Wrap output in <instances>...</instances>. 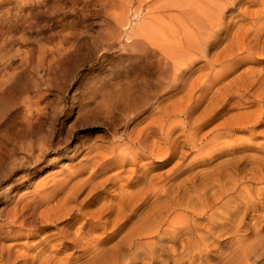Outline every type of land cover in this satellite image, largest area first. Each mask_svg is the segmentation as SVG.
<instances>
[{"label": "bare ground", "instance_id": "1", "mask_svg": "<svg viewBox=\"0 0 264 264\" xmlns=\"http://www.w3.org/2000/svg\"><path fill=\"white\" fill-rule=\"evenodd\" d=\"M17 1L15 11L19 13L30 8L35 0ZM55 1L73 6L77 0ZM4 2L6 0H0V6ZM90 2L100 9L118 10L115 21L119 28L129 24L131 17L138 21L130 32L134 46H138L136 51L140 50L141 56L149 54L154 58L164 90L168 88L175 98L168 99V96L162 102L158 100L154 106L156 113H152L154 115L147 123H139V128L126 134V141H121L123 136H119L118 140L89 146L75 175L68 172L51 179L36 192L16 200L6 222L0 225V264H183L193 261L201 251L219 250L218 244L213 247L214 243L210 246L207 242L220 238L222 230L230 235L238 229L232 221L234 228L231 229L222 215L217 219L222 222L219 220V226L218 222L216 224L215 213L218 214L216 209L221 202H218L216 211L213 206H208L205 186L208 183L221 184L228 176L234 181L239 174L246 172L248 165L253 166L257 180V175L264 171V154L227 152L232 155L227 156L224 164L209 167L208 160L215 159L221 148L213 147L217 144L210 140L212 137L207 140L206 134H201L200 130L221 108L228 106L227 101L233 97L237 102L243 99L242 105L244 96L250 94L245 93L249 88L260 90L254 102L259 115L264 111V68L253 71L247 66L249 69L240 73L238 81L234 79L224 84L221 81L223 70L235 68L254 55H264V0L81 1L82 5L85 4L83 6H89ZM12 21L6 23L14 24L15 19ZM59 40L58 45L54 44L55 50L63 49L66 42V39ZM214 48L219 49L212 50ZM250 91L252 94L255 90ZM107 114L103 113L101 118L108 119ZM109 127L113 129L111 122H108ZM221 130L228 138L234 135L226 124H222L218 133ZM208 146L212 149L209 150ZM205 147L209 150L207 153L203 151ZM192 154L194 159L196 155L201 157L196 161L189 157ZM154 160L158 161L157 165L153 164ZM170 162L171 165L163 170ZM224 184L221 187H227ZM223 190L217 194L212 191L211 201L217 202V196H222ZM192 195L202 205V211L201 205L197 211L196 205L190 203L193 202ZM230 199L234 200L232 196ZM223 200L225 205L229 199L227 202ZM235 202L229 201L234 205ZM248 206H244L247 212ZM204 208L210 209L209 213L206 211L207 217H203ZM235 211L240 213L238 209ZM240 211L236 215H245ZM231 215L226 220L230 221ZM242 224H246L244 219ZM28 231L39 233L30 236L26 235Z\"/></svg>", "mask_w": 264, "mask_h": 264}, {"label": "rangeland", "instance_id": "2", "mask_svg": "<svg viewBox=\"0 0 264 264\" xmlns=\"http://www.w3.org/2000/svg\"><path fill=\"white\" fill-rule=\"evenodd\" d=\"M81 1L77 0L72 6L63 5L62 2L55 0L43 3L35 0L29 5L30 8L26 7L19 13L15 11L17 0H6L0 6V225L6 222L7 216L11 214L9 212H12L19 198L36 192L42 184L51 179L62 177L68 172L74 175L78 173H75V170L80 167L79 162L89 146L108 143L112 139L118 140L119 136L120 138L123 136L121 141H126L124 139L126 134L139 128L142 122L147 123L148 118L156 113L154 106L158 100L162 102L168 96H170L168 99L175 98L174 93L168 88L164 90L162 75L159 76L155 69L154 58L149 54H142V57L140 50L136 51L138 46H134L130 32L138 21L131 17L129 24L119 28L115 21L118 10H109L108 7V10L100 9L92 2L89 6H83L85 4L82 5ZM82 6L86 8L83 9ZM13 19H15L14 24H12ZM9 20L12 23H6ZM61 39L62 41L66 39V45H62L63 49L55 50L54 44L58 45L60 43L58 40ZM217 49L219 48L212 50ZM245 60L240 63L241 65L234 66L235 68L231 67L233 69L223 70L221 74L224 75L221 77L223 84L234 79L238 81L237 77L241 75L240 73L249 68H253V71L264 68V55H254L252 59L249 57ZM247 66L251 67L247 68ZM253 88L245 91L250 94H245L242 105L240 103L243 99L237 102L233 97L232 100L227 101L228 106L221 108L220 112L200 130L201 134H206L207 140L210 137L214 139L217 137L216 142L212 138L210 140L217 144L213 147L221 148L218 150L217 158L208 160V164L211 163L209 167L225 163V160L232 154H237V151H244L247 155L264 154V111L260 115L256 112L258 106L254 101L260 90L256 91L257 88ZM250 89L255 90L253 93L256 95L251 94ZM105 112H108V119L104 120L101 117ZM174 119L177 121L179 118ZM108 122L113 124V129L110 127L108 129ZM222 124L230 127L234 135L228 138L223 135V130L218 133L222 129ZM213 133L215 137L212 136ZM218 134L222 135V138ZM208 148L212 149L211 146ZM208 148L205 147L203 151L207 153ZM227 152L234 153L229 155ZM196 156L197 161L201 156ZM189 157L194 156L192 154ZM214 160L215 162L212 163ZM157 162L154 160L153 164L157 165ZM171 163L166 164L163 170ZM253 170V166L248 165L244 174L238 173L237 180L233 181L231 177H225L221 184L225 183L227 187H221L218 183L217 185L208 183L206 185L208 187L205 186L208 206H213L214 210L219 207L216 209L218 214L215 213L216 224L222 217L225 220L230 219L232 214L236 217L231 215L236 222L232 218L230 221H223L226 224L229 222L231 229L234 228L232 226L235 223L238 232L232 231L233 234L228 235L223 230L220 231V238L218 236L217 239L212 238L213 240L207 242L210 246L214 243L213 247H217L215 244H218L219 250L201 251L205 252L204 255L200 252L198 257L197 254L195 255L197 258L193 257V261H186L183 264L187 262L189 264H264V177L262 176L264 171L261 172L262 175H257L256 180ZM242 175L245 178L240 179ZM242 181L248 186L247 188ZM235 182L236 184L233 185ZM240 186L244 187V190ZM223 188L225 189L223 195L217 196L221 200L217 198V202H214L215 200L212 202V195L221 192ZM207 190H211L210 193ZM241 195L244 197L242 198ZM248 195L249 197L245 198ZM231 196L234 200L230 199ZM226 197L229 199L228 202ZM258 197L260 199L262 197V200ZM192 198L198 200L194 195ZM256 198L263 202L258 203ZM222 199L227 204L224 205ZM209 200L214 205L209 204ZM235 200L239 203L237 204ZM242 201L247 202L244 205ZM193 202L190 203L196 205L198 211L200 202L197 201L196 204ZM246 205H250L249 212L247 208L244 210ZM201 208L202 205L200 206L202 211ZM237 209L240 213L242 210L245 215L241 214L243 217L236 215ZM209 210L204 208L203 217L208 216ZM218 216L219 220H217ZM237 217L241 220H237ZM242 219L245 225L242 224ZM242 231H245V235ZM37 233L39 232L28 231L26 235L32 236ZM198 258L202 260L199 261Z\"/></svg>", "mask_w": 264, "mask_h": 264}]
</instances>
